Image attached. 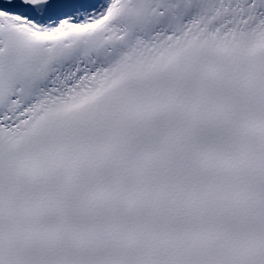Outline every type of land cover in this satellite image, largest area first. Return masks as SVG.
Returning <instances> with one entry per match:
<instances>
[{
    "label": "snow or ice",
    "instance_id": "1",
    "mask_svg": "<svg viewBox=\"0 0 264 264\" xmlns=\"http://www.w3.org/2000/svg\"><path fill=\"white\" fill-rule=\"evenodd\" d=\"M0 264H264V0H0Z\"/></svg>",
    "mask_w": 264,
    "mask_h": 264
}]
</instances>
